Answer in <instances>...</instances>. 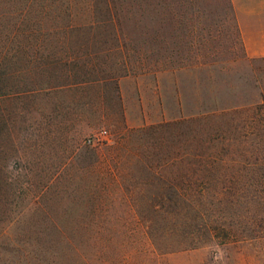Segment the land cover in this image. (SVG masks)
<instances>
[{
  "label": "rangeland",
  "instance_id": "rangeland-1",
  "mask_svg": "<svg viewBox=\"0 0 264 264\" xmlns=\"http://www.w3.org/2000/svg\"><path fill=\"white\" fill-rule=\"evenodd\" d=\"M261 5L0 0V264H38L52 232L163 231L162 210L146 201L158 204L168 182L197 183L179 173L194 153L234 181L173 215L177 240L155 238L140 264H264V133L210 130L230 122L220 111L260 112L261 66L243 50L234 9ZM215 114L202 129L137 131ZM174 153L180 161L163 164ZM124 242L118 253L133 254Z\"/></svg>",
  "mask_w": 264,
  "mask_h": 264
},
{
  "label": "trees",
  "instance_id": "trees-1",
  "mask_svg": "<svg viewBox=\"0 0 264 264\" xmlns=\"http://www.w3.org/2000/svg\"><path fill=\"white\" fill-rule=\"evenodd\" d=\"M250 62H257L261 66L259 70H262V77L256 79V85L260 93V101L257 104V108L260 112L255 116L237 112L236 109L230 111H220L218 115H228L230 122L225 123L223 127H212V132L226 133L230 130H237L238 127L244 128V132L251 133L254 130L264 133V128L251 127V123L254 120L256 122L262 121L264 118V56L254 57L249 59ZM234 114H238L236 119H232ZM217 114L206 116L201 115L196 118H190L189 120L183 119L179 122L161 123L157 125H150L142 127L137 130L142 136L147 137V131L153 132H166L169 128L181 127L182 123H196L198 128L202 129V125L206 118L216 117ZM232 119V120H231ZM256 128V129H255ZM202 131V130H201ZM212 134V133H211ZM142 138V137H141ZM166 138L163 137V142ZM193 158L197 161L196 165L188 167L183 171L179 169V173L183 175H196L199 181L196 183L185 182H168L164 185V190L160 195L158 204L154 201L147 199L146 206L148 209L155 211V208L159 207L163 212V220L165 226L163 231L158 233H150L145 230L127 232V234L113 231H94V232H52L46 235L40 243H38V264H140L151 255L155 249V238L162 239L164 242H175L179 236L176 228H171L169 221L174 219L173 215L183 214L186 215L190 211L197 209L198 205L206 199L207 195H215L210 193L214 189L215 184L223 180L231 183L234 181V175L229 174V170L224 167H216L215 160L203 157L201 153H194ZM182 157L177 153H174L172 157L164 159L163 164L169 162L180 161ZM198 158V159H197ZM182 161V160H181ZM150 168L149 166H147ZM173 177L178 175L177 171H171ZM150 184V183H149ZM116 187V184L115 186ZM113 189V188H112ZM117 190V189H116ZM120 191H113V195L107 199H104L103 205L115 203L116 199L120 196ZM211 196V197H212ZM128 238L129 243L127 246L133 249V254H119L120 248L125 245L124 240ZM124 242V243H123ZM135 244H138L134 247ZM140 245V246H139ZM155 245V246H154ZM168 246V245H167ZM125 248V247H123ZM122 248V249H123ZM133 258V259H132Z\"/></svg>",
  "mask_w": 264,
  "mask_h": 264
},
{
  "label": "crops",
  "instance_id": "crops-1",
  "mask_svg": "<svg viewBox=\"0 0 264 264\" xmlns=\"http://www.w3.org/2000/svg\"><path fill=\"white\" fill-rule=\"evenodd\" d=\"M250 9L247 7L234 9L240 39L246 56L262 57L264 56V5L259 7L260 12H253ZM257 18L260 19L259 22L255 21Z\"/></svg>",
  "mask_w": 264,
  "mask_h": 264
}]
</instances>
